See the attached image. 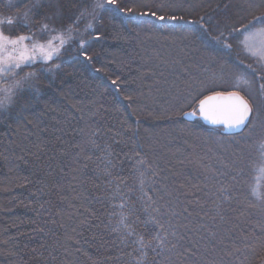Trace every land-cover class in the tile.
Listing matches in <instances>:
<instances>
[{"label":"trees","instance_id":"obj_1","mask_svg":"<svg viewBox=\"0 0 264 264\" xmlns=\"http://www.w3.org/2000/svg\"><path fill=\"white\" fill-rule=\"evenodd\" d=\"M227 2L208 0L192 13L166 7L163 9L166 15L175 12L178 16L183 15L184 19L161 21L150 14L152 10L160 14L158 4L143 7L138 6L142 5L138 0H117L116 6L124 7L126 11L133 9L146 14L129 25L128 15L131 13L110 18L104 10L99 11L100 21L95 24V32L91 30L86 37L91 61L83 59L82 50L73 42L58 60L46 65L53 67L56 63L61 64L55 76L40 69L44 86L39 92L33 88L18 91L14 105L0 113V241L8 242L3 244L5 250L16 252V256L11 258L0 255V264H9L10 259L16 264H182L194 261L189 257L192 247L205 254H208L209 247L214 251L218 249L216 239L222 236L221 229L230 216L224 214V210L237 211L235 202L241 201V194L245 195V187L240 182L243 177L241 171H232L228 176L229 179L232 175L236 176L235 188L237 185L238 188L234 194L237 199L223 206L225 220L221 221L219 217L212 220L209 216L199 221L196 216L198 209L205 214L214 208L209 195L206 196L207 188L199 184L197 194L182 188L169 175L163 154L156 156L146 135L154 133L152 130L156 125L164 127L166 131L169 126L175 125L186 129L181 133L184 138L201 141L205 147L203 150L208 151L222 145L228 147L232 140H238L242 134L230 136L224 133L223 128L206 126L200 120L188 122L175 109L164 110L156 114L153 120L146 118L138 111L141 104L136 102V90L132 84L136 74L134 68L140 66L144 55V35L151 34L160 39L183 35L190 42L204 43L211 57L229 56L230 53L225 54L221 45L209 42L215 36L209 20L220 15H231L224 8ZM6 8L3 6L0 11ZM201 17L204 19L201 20ZM43 19L34 16L30 27L14 25L15 34L30 30L36 32L43 25ZM97 36L99 39H96ZM200 71L204 72L203 69ZM113 80L116 84L112 83ZM129 95L132 100L125 99ZM92 132H96V147L84 143ZM105 146L110 148V159L116 165L111 169L112 176H106L102 171L107 157ZM196 151L199 154L202 152L201 149ZM61 152H65L68 158L76 157H71L68 162L64 154L60 155ZM78 152L81 153L79 157ZM84 156L91 159L86 161ZM141 157L150 166L143 176L144 192L159 204L170 202L171 211L181 213L172 219L174 224L181 226L178 235L183 236L178 250L163 256L149 251L146 260L136 251L139 244H133V238L125 240L122 237L121 219L128 217V213H119V206L129 202L127 196H131V203L137 209L140 208L136 160ZM55 158L68 163L69 167L58 164ZM199 161L201 165H210L207 156ZM85 163L87 167H83ZM153 167L157 172L155 176L151 175ZM200 169H196V173L203 172L201 166ZM251 177L257 178V173ZM118 178H122L123 182ZM204 179L203 176V182ZM110 180L113 182L110 183ZM54 186L57 188L53 189ZM252 186L255 187V180ZM129 187L131 192L128 191ZM261 187L253 195L254 200L250 198V207L256 211L257 217L254 216L249 224L256 225L259 233L246 231L230 240L227 245L231 249L228 257L214 254L219 252L217 250L212 255L216 261L227 264L236 257L244 258L247 250L257 249L259 253L264 250V213L256 198L260 196L259 192L264 193V183H261ZM245 190L250 192L249 189ZM73 194H77L80 201L71 198ZM160 196L164 199L159 200ZM72 204L79 206V211L78 215L70 218L75 222V229L71 232L68 219ZM113 206H116V215L112 214ZM137 215L141 221L146 218L142 211H138ZM197 215L201 216L198 212ZM185 224L191 229H197L200 224H206L207 228L188 231L182 227ZM133 227L144 239H150L141 226ZM209 229L217 233L215 240L209 238ZM254 237L260 238V241L252 243ZM183 255L189 259H182ZM262 259L257 263L253 259L248 264H258Z\"/></svg>","mask_w":264,"mask_h":264},{"label":"snow or ice","instance_id":"obj_2","mask_svg":"<svg viewBox=\"0 0 264 264\" xmlns=\"http://www.w3.org/2000/svg\"><path fill=\"white\" fill-rule=\"evenodd\" d=\"M117 0H105L103 3H96L95 5L91 0H56L55 3H51L50 0H7V8L0 11V82H3L5 77H11L12 82L6 88H0V91L6 92L7 96L4 99H0V108L6 106V102H14L12 97L16 94V90H23L25 87L34 88L28 81L36 77L37 72L39 78L42 76L43 71L52 73L53 76L57 74V70L61 69V64L56 63L53 67H47V62H52L54 55L59 58L60 48L64 47L67 43L63 36L58 37L59 46L53 47L52 42L49 41L48 45L43 44L34 45L31 52H38L40 57L45 61L44 65L38 66L32 71H27L21 76L22 64L31 63L36 64V56L29 54L28 46L24 44V41L28 39L25 35H19L17 39H9L5 34L7 28L14 25L23 24L26 27H30V22L35 16L37 18L44 17L47 23L43 25L45 29L50 24L56 25L57 28H65L70 34L76 32L81 38L75 42L76 47L82 50V56L85 61H91L92 57L88 55V48L85 40L83 39V33L79 31L82 24L85 25V31L92 30L95 32V24L99 23L100 18L97 15V9L104 10L106 14L112 18L117 16L128 15L129 25L137 22V17L143 16L144 12H135L133 9L125 10L124 7L116 6ZM147 7V5H138ZM160 14H157L156 10L151 11V15L157 19L163 21L165 19L170 20H182L183 15H177L172 12L170 15H166L163 9L166 7H177V5H165L161 4ZM193 7V6H190ZM225 9L231 12V15H227L223 19H218L215 23L216 35L212 37V43L219 44L223 49L231 52L233 50V41L241 51H247L250 49V41L257 34L264 35V0H228L224 5ZM50 13V15H49ZM259 13V15H257ZM201 20L204 18L201 17ZM205 32L211 36L208 29ZM71 39V35L69 36ZM99 39V36L96 37ZM8 45L12 46V49H8ZM66 51H68L66 49ZM16 52V55H13ZM261 62L256 68L252 65H243L242 61L237 58V64H230L227 60L223 62L216 61L215 68L218 72H212L210 79L214 82L216 79H223L224 77L231 76L234 78L232 88L234 90L221 91L215 88H209L207 91L201 92L198 97H195V102L198 105L197 109H194L187 115L195 116L197 111L205 120L211 125H223L228 130H239L245 127H249V135H253L259 130L260 133H264V54L260 56ZM243 68V71L240 69ZM19 70V72H18ZM99 71V69H96ZM20 77V78H17ZM116 84V81H112ZM203 84V81H201ZM36 92H39V88H35ZM243 91V95L241 92ZM125 99L132 100V96H126ZM83 132V130H81ZM96 132L88 134V139L84 143L96 147V140L94 139ZM79 147V145H77ZM259 149L261 154V160H264V136H261L259 140ZM83 150L81 149V152ZM107 157L105 158V167L102 170L106 176H112L111 169L116 167L113 161L110 159L112 153L108 146H105ZM81 155L77 153V157ZM139 156V153L136 154ZM84 160H90L91 157L84 156ZM199 163V162H197ZM136 172L140 180L139 191L141 195L137 197L140 203V208L131 203V196H127L128 203L121 204L119 206V213L127 212L128 217L121 219L123 231L122 237L127 240L133 238V244H139L136 251L146 260L148 252H154L156 255L163 256L166 253H171L174 250L179 249L180 241L183 239L182 235H178L179 228L181 226L173 223L175 216L181 215L171 211L170 202L168 204H159L156 199L148 196L144 192L143 176L145 170L150 167L145 159L141 157L136 160ZM203 168L204 178L208 182L215 181L212 184V188L209 189L208 195L211 203L214 205L213 209H210L205 213V216L211 215L212 220H216L217 217L221 221L225 220L223 215V206L229 204L235 199L233 192L236 190L235 182L236 176L232 175L231 182L225 183L220 180L221 176H228L227 170L213 169L208 165H200ZM83 167H87L85 163ZM78 171V169H74ZM151 175H157L156 169H151ZM123 182L122 178H118ZM112 183L113 181H109ZM208 187V185H206ZM129 187L128 191L131 192ZM120 191L119 185H117V192ZM255 195V193H253ZM124 199V197H120ZM164 197L160 196L159 200H163ZM259 207L264 213V196H257ZM252 206H256L253 204ZM201 207H203L201 205ZM138 211H142L145 214V219L140 220L137 215ZM187 212V208L184 209ZM113 215L118 214L116 206H113ZM188 215H191L189 213ZM133 225H139L145 230V234L150 239H144V237L136 231ZM182 227L188 231H199L207 228L206 224H200L197 229H191L187 224ZM119 229H113L118 231ZM217 233L209 229V238L215 240ZM5 244L8 242L5 241ZM194 254V253H193ZM0 255H6L9 258L16 256V252L12 249L4 250L0 248ZM170 259V257H169ZM9 264H16L15 261L9 260Z\"/></svg>","mask_w":264,"mask_h":264},{"label":"rangeland","instance_id":"obj_3","mask_svg":"<svg viewBox=\"0 0 264 264\" xmlns=\"http://www.w3.org/2000/svg\"><path fill=\"white\" fill-rule=\"evenodd\" d=\"M138 1L140 4L147 6L154 4H158L159 6L161 4H175L177 5V7L171 8L183 9L185 12L192 13L197 8L202 7L208 0ZM50 2L55 3L56 0H50ZM103 2H105V0H103ZM3 6L7 7V0H0V9ZM223 18L225 17H222L221 15L219 17L210 18L209 24L211 25L213 35H216V21ZM43 20L44 25L45 23H47V20ZM43 25H40V29H38L36 32L30 30L28 32L24 31L23 34H20L28 37V39L24 41V44L28 46L29 54L36 56V64H22L21 67L24 72H21L20 74H24L31 67L45 64V61L40 57L38 52H31V49L34 45L43 44L47 46L49 41H51L53 47H58V37L63 36L64 40L67 43L64 47L60 48V57V55L71 43L76 42L81 38L76 32L70 34L65 28H57L54 24H50L47 29H45ZM13 27L14 26H11L5 31V34L9 37V39H17L19 36L15 34V30L13 29ZM79 31L84 34L83 39L86 42V37L91 30L89 29L85 31V25L82 24ZM70 35L71 39H69ZM142 41L144 42L145 46L143 50L144 55L141 57L142 60L140 66L134 68L136 74L133 76L134 83L132 84V87L136 90V102H140L141 104V107H139L138 111L143 113L146 118H150L151 120L155 119L154 117L156 116V114L169 109L177 110L178 112H180L181 118H183L184 113L197 109L198 105L195 102L194 98L198 97L201 92L207 91L209 88H215L216 90L221 91L234 90L232 88L234 78L231 76L224 77L223 79L218 78L214 82L210 79V74L212 72H218V69L214 66L216 61L223 62L224 60H227L230 64H237L238 58L239 61L243 62L244 66L252 65L253 68H256L261 62L260 56L264 54V35H261L259 33H257L251 39V47L249 50L241 51L240 48L236 46L235 42L229 41L233 43V50L229 52L228 50L223 49L221 46V48L224 50L223 52H225V54L230 53V55L219 58L214 56L211 57L208 49L205 48L204 43H202L201 41L190 42L189 39H187V37L183 35H179L171 39H160L151 34H148L142 37ZM8 49L11 50L12 46L8 45ZM16 54V52H13V55ZM58 59L59 58L54 55L53 61ZM49 63L51 62H47V64ZM202 69L204 70V72L200 71ZM240 70L243 71V68H241ZM201 81H203V84L201 83ZM11 82V77H5L3 82H0V88H6ZM18 91L19 93L21 92V90H16V94L12 97V100L14 102ZM241 94H244L243 91L241 92ZM6 96V92L0 91V99H4ZM14 102H6L5 110H0V113L9 110L11 106L14 105ZM249 127L250 126L245 127V129L241 133H239L242 135L238 136V140H232L229 143L228 147L222 145L221 147L209 149L208 151L203 150L205 149V147H203V143L201 141L194 138H184L183 134L181 133H183L186 129L180 128L175 125L169 126V129L167 128L168 131L163 130L164 127L156 125V128L152 130L154 131V133L149 132L146 135L149 143L153 146L156 152V156L160 157V154H163L162 157L165 160V164H167V166L165 167L168 169L171 178L173 180H177V183L181 187L183 186L182 188L188 189L190 193H199V184L202 187H206V185H208V187L206 188L209 192V189L212 188V184L215 183V181L210 183L205 179L203 182V172L200 171L196 173L197 170H201V161H199V159L201 160L202 158H205V156L209 157V166L213 169L227 170L229 174L232 171L234 173L235 171L237 172L240 170V174L244 177V180L243 177L240 180L242 184L241 186L245 187V189L250 190V192H247L245 189L243 190L245 192V195L241 194V201L236 200L237 196L234 194H236L237 191H234L233 195L236 200L235 205L237 206V211L235 210L232 213V210L230 208V211L228 209L224 210V214H228L230 216L229 221L225 224V226H223V229H221L222 236L216 239L217 243L219 244L217 246V250H219L220 253H214L217 250H212V247H209L210 250L207 251L208 254H205L204 251L199 252L197 248L192 247L193 251L191 252L189 257L190 259L194 258V261L189 260L183 262L182 264H226L223 261H216L212 256L213 253L219 256L221 254L223 257H228L227 254L231 251V249L227 245L230 240L233 241L237 236L245 234L244 232L246 231H251L253 234L259 233V228L256 225L251 226L249 224L250 222H252L254 216L257 215L253 207H250V202L251 199L254 200L253 193L262 188L261 183H264V160H261L259 149V140L261 139V136H264V133H260L259 130H257L255 134L250 136ZM170 132L171 134H169ZM196 149H201L202 152L199 154ZM63 154L64 156H66L65 159L68 162L71 157H76L71 156L70 158H68L65 152L60 153L61 156ZM56 160L58 164L62 163L61 159ZM62 164L66 168L69 167L68 163ZM253 173H257V178L254 179L253 177H251L253 176ZM228 176H221L219 177V179L222 181H231L232 176L230 177V179L228 178ZM251 178H253V180ZM254 180L255 187L252 186L254 184ZM56 188V186L53 187V189ZM236 188H238V185L236 186ZM212 190L214 191L215 189L212 188ZM262 192H264V189H262ZM258 195L264 196V193L259 192ZM206 196H208V194H206ZM71 198L80 201L77 194H73ZM198 210L196 211V216L199 221H202L206 217L211 216H205V214L201 212V209ZM78 211L79 206H74L72 204L71 211H69V219L73 215H78ZM197 212L201 214V216H198ZM69 219L68 227H70V231L72 232L75 229V222L72 219ZM251 241L252 243H256L260 241V238L254 237V239H251ZM4 242L5 241H0V248H3L5 250V248L3 247V244H5ZM243 249L245 248L243 247ZM254 250L256 251L255 255H253ZM254 250H247L245 252L246 254L244 258L241 257L243 258L242 260L241 258L237 259L236 257L235 260H231L227 264H248L253 259H256L255 263H257V261H259V259H261L262 257V261L258 264H264V253H262L264 252V250L261 253H259L257 249ZM229 257L231 258L230 255ZM182 259L188 260L189 258L186 255H183Z\"/></svg>","mask_w":264,"mask_h":264},{"label":"water","instance_id":"obj_4","mask_svg":"<svg viewBox=\"0 0 264 264\" xmlns=\"http://www.w3.org/2000/svg\"><path fill=\"white\" fill-rule=\"evenodd\" d=\"M192 111L193 110L188 111L186 113H190ZM186 113H184V115H183L184 120H186L188 122H193L194 120L199 119L206 126H209V127H221V128H223L224 133L227 134V135L239 134V133H241L245 129V128H243V129H239V130H231L230 131V130L226 129L223 125H211V124H209L208 122H206L205 120H203V118L201 117V115L199 114L198 111H197V113H196L195 116L187 115Z\"/></svg>","mask_w":264,"mask_h":264},{"label":"clouds","instance_id":"obj_5","mask_svg":"<svg viewBox=\"0 0 264 264\" xmlns=\"http://www.w3.org/2000/svg\"><path fill=\"white\" fill-rule=\"evenodd\" d=\"M103 3V0H92V3L95 5L96 3ZM99 9H97V15L99 13ZM24 75V74H21V76ZM17 78H20V77H17ZM29 84H32L34 86V90L35 88H39L40 90L42 89V86H44V81L42 79L39 78V73L37 72L36 74V77L33 78V79H30L28 81ZM28 87H25L24 89H26ZM23 89V90H24ZM6 106L4 108H0V110H5Z\"/></svg>","mask_w":264,"mask_h":264}]
</instances>
